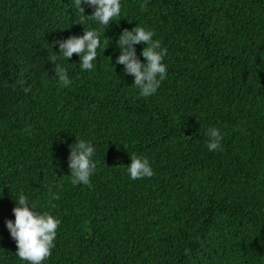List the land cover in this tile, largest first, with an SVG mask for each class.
Masks as SVG:
<instances>
[{"label":"trees","instance_id":"obj_1","mask_svg":"<svg viewBox=\"0 0 264 264\" xmlns=\"http://www.w3.org/2000/svg\"><path fill=\"white\" fill-rule=\"evenodd\" d=\"M82 20L109 43L92 71L59 60L62 87L52 57ZM137 23L167 49L148 98L116 64ZM76 138L96 148L88 185L70 180ZM131 155L154 175L131 180ZM21 190L61 220L44 264H264V0H122L108 29L74 0H0V264H25L5 224Z\"/></svg>","mask_w":264,"mask_h":264},{"label":"clouds","instance_id":"obj_2","mask_svg":"<svg viewBox=\"0 0 264 264\" xmlns=\"http://www.w3.org/2000/svg\"><path fill=\"white\" fill-rule=\"evenodd\" d=\"M76 10L83 17L90 19L93 23L105 26L107 29L121 16L122 0H74ZM87 3L94 7L91 15L84 14L82 4ZM142 11H147V4L141 5ZM85 25L83 35H72L70 38L59 42L58 55L52 57L54 71L58 76V82L62 87H68L71 79L68 70L58 61L64 59L69 62L73 54L79 56V66L82 71H92L96 67L98 49L109 42L101 40V30L88 28ZM155 35L151 28L136 24L131 30L125 29L119 34L116 44L119 55L116 64H123V73L134 76L138 95L148 98L157 93L160 85L167 79L168 66L164 62L167 49L161 46L159 39H153ZM136 44H142L141 60L137 56ZM105 51V50H104ZM70 63V62H69ZM207 148L209 152L222 150L223 133L218 127L212 126L206 130ZM69 167L71 169L70 180L75 185H88L91 176L95 174L98 164L95 157L96 148L90 141L77 139L70 145ZM131 163L125 169L131 180L150 178L154 171L150 161L146 157L131 155ZM58 192L49 189V200H59ZM14 199V198H13ZM15 206L12 211L15 219H7L6 227L11 237L15 240L18 250L16 256L25 264H44L52 255L56 247V238L61 220L50 211H41L32 201L30 195L23 190L16 194ZM31 205V207H30Z\"/></svg>","mask_w":264,"mask_h":264}]
</instances>
